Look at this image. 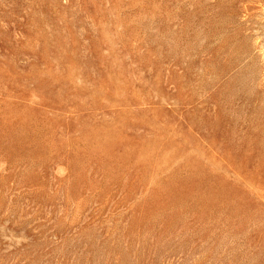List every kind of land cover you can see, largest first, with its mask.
Listing matches in <instances>:
<instances>
[{"label": "rangeland", "instance_id": "rangeland-1", "mask_svg": "<svg viewBox=\"0 0 264 264\" xmlns=\"http://www.w3.org/2000/svg\"><path fill=\"white\" fill-rule=\"evenodd\" d=\"M0 264H264V0H0Z\"/></svg>", "mask_w": 264, "mask_h": 264}]
</instances>
